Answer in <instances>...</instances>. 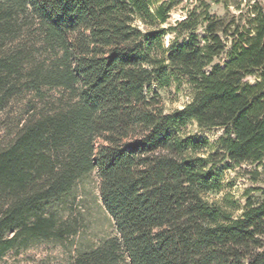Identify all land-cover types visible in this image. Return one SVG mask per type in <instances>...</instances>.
<instances>
[{"label": "trees", "instance_id": "obj_1", "mask_svg": "<svg viewBox=\"0 0 264 264\" xmlns=\"http://www.w3.org/2000/svg\"><path fill=\"white\" fill-rule=\"evenodd\" d=\"M208 2L237 13L164 28L152 0H0V260L76 237L59 210L94 176L113 232L68 264H264V9ZM172 86L188 102L166 113ZM242 165V207L209 201Z\"/></svg>", "mask_w": 264, "mask_h": 264}, {"label": "rangeland", "instance_id": "obj_2", "mask_svg": "<svg viewBox=\"0 0 264 264\" xmlns=\"http://www.w3.org/2000/svg\"><path fill=\"white\" fill-rule=\"evenodd\" d=\"M248 1L232 0V3L242 2L243 6ZM257 1L261 3L264 9V0ZM152 2L154 7L161 3H169L172 7L164 28L172 27L175 22L183 20L187 11H191L195 7L200 11L204 6H208L211 14L216 13L222 17L237 13L233 6L224 10L221 6L211 5L208 0H152ZM198 32L201 34L200 31ZM168 39L169 36L165 38V44H167ZM160 98L166 113L181 109L188 102L187 91L184 87L180 92H177L173 86L161 90ZM12 112L14 113L15 109ZM12 117L10 116L9 119ZM13 119L16 120L15 117ZM185 132L192 137L206 139L211 145L216 142L221 134L220 131L216 130H199L195 124L188 125ZM250 169V166L242 165L234 170H226L220 192L208 195V200L221 202L223 199H227L238 207H242L245 196L250 192V189L258 186L250 182L244 174V171ZM97 184L94 176L83 182L78 188L74 204L59 210V216L62 219H65L69 213L72 214L69 220L73 221L74 219L78 224L76 237H69L61 243L54 240H29L24 247L6 254L0 260V264H68L78 243H94L111 235L113 232L112 222L98 200Z\"/></svg>", "mask_w": 264, "mask_h": 264}]
</instances>
